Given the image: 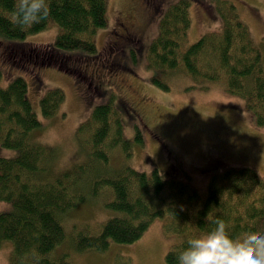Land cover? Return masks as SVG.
<instances>
[{
	"label": "trees",
	"instance_id": "obj_1",
	"mask_svg": "<svg viewBox=\"0 0 264 264\" xmlns=\"http://www.w3.org/2000/svg\"><path fill=\"white\" fill-rule=\"evenodd\" d=\"M190 1L177 0L164 9L156 36L142 50L144 66L154 71L152 83L169 91L171 79L181 75L207 85L223 82L230 96L245 101L254 123L264 126V60L235 4L209 0L206 7L221 22L220 31L204 33L186 44ZM19 3L0 0V51L4 46L8 64L18 58L14 65L33 72L36 84L44 63H60L61 69L70 72L81 58L98 57L95 37L107 24V0H47L46 18L30 26L17 22ZM51 24L58 28L53 45L22 42ZM134 37L125 29L112 42L119 57L124 55L121 45ZM130 54L135 59L134 51ZM33 59L41 64L34 66ZM26 92L22 77L0 86V146L17 151L15 157H0V201L11 204L9 211L0 213V247L10 243L9 264H72L69 251L105 253L111 243H133L156 219L163 220L166 237L176 238L164 255L166 264H178L177 256L187 241L215 228L217 220L226 223L234 238L248 232L264 234V179L250 167H226L211 174L204 197L188 181L163 179L156 169L147 173L127 165L118 167L115 154L130 157L133 145L142 144V138L137 126L134 140L125 138L122 114L111 92L108 101L95 105L75 130L85 159L56 170L55 149L33 139L40 123ZM64 98L60 89L46 90L39 99L41 116H55ZM85 201L114 215L102 222L97 233L81 229L69 236L63 222Z\"/></svg>",
	"mask_w": 264,
	"mask_h": 264
},
{
	"label": "rangeland",
	"instance_id": "obj_2",
	"mask_svg": "<svg viewBox=\"0 0 264 264\" xmlns=\"http://www.w3.org/2000/svg\"><path fill=\"white\" fill-rule=\"evenodd\" d=\"M147 1L107 0V24L95 37L98 57L81 58L78 67L74 71L68 68V72L59 67L60 63L52 66L35 63V56L33 65H40L35 77L37 84L32 81L33 72L14 65L20 61L18 58L10 59L8 64L3 46L0 86L6 87L15 77L25 80L26 97L40 123L32 132L33 139L55 149L58 171L82 162L86 151L76 139L75 130L95 105L108 101L111 92L122 114L125 138L134 140L135 126L142 138V144L133 145L130 157L124 159L115 154L118 167L127 165L147 173L156 169L163 179L188 181L202 197L211 174L226 167H250L264 179V126L254 123L242 98L230 96L223 82L196 83L185 75L172 78L169 91L152 83L154 71L144 66L141 53L156 36L158 18L164 9L177 0ZM231 1L264 60V0ZM208 2L190 1L191 24L186 44L195 42L204 33L220 31L221 22L206 7ZM125 29L135 37L121 45L124 55L119 57L113 43ZM57 32V26L51 24L26 36L22 42L53 45ZM54 88L62 90L65 98L57 114L45 119L40 114L39 99L46 90ZM16 155L15 149L0 146V157ZM10 209V202L0 201V213ZM110 215L114 214L110 212ZM110 215L101 205L85 201L68 213L63 222L65 233L74 236L81 229L97 233ZM162 225L163 220L156 219L133 243H111L105 253L69 251L68 258L72 264H166L164 255L176 238L166 237ZM65 245L70 247L68 243ZM10 250V243L4 242L0 247V264H9Z\"/></svg>",
	"mask_w": 264,
	"mask_h": 264
},
{
	"label": "clouds",
	"instance_id": "obj_3",
	"mask_svg": "<svg viewBox=\"0 0 264 264\" xmlns=\"http://www.w3.org/2000/svg\"><path fill=\"white\" fill-rule=\"evenodd\" d=\"M48 14L47 0H20L17 22L24 26L39 23ZM178 264H264V234L248 232L232 237L223 220L203 235L187 241L179 252Z\"/></svg>",
	"mask_w": 264,
	"mask_h": 264
}]
</instances>
